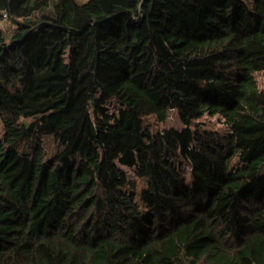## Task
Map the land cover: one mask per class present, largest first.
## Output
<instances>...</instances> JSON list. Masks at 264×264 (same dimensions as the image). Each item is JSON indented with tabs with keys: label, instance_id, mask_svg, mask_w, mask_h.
I'll return each instance as SVG.
<instances>
[{
	"label": "trees",
	"instance_id": "obj_1",
	"mask_svg": "<svg viewBox=\"0 0 264 264\" xmlns=\"http://www.w3.org/2000/svg\"><path fill=\"white\" fill-rule=\"evenodd\" d=\"M256 71L264 0H0V264H264Z\"/></svg>",
	"mask_w": 264,
	"mask_h": 264
},
{
	"label": "rangeland",
	"instance_id": "obj_2",
	"mask_svg": "<svg viewBox=\"0 0 264 264\" xmlns=\"http://www.w3.org/2000/svg\"><path fill=\"white\" fill-rule=\"evenodd\" d=\"M255 76H256V79L258 80L259 86L264 88V72L263 71H256ZM109 104L111 107V111H117L118 108H120V105L117 104V102L115 100H111ZM144 122H145L146 129H149L151 132H155L157 130L165 129V128L182 129L185 126H187L186 124H184L182 122V120L180 119L179 113L176 110H171L168 118L164 122L158 121L155 118V116L152 114L144 116ZM192 127L193 128L199 127L200 129L217 131L219 133H227L229 131L228 124L225 123L224 119L220 115L211 116L209 114H205L202 117L196 119L193 122ZM3 133H4V123L0 119V136H2ZM51 148H52V144H51V147H49V150ZM121 167L124 170L128 171L125 166L121 165ZM185 174H186L187 179H188V184L191 187H193L195 183H194V180L191 177L188 169L185 170ZM137 185H138V187H137L138 190L143 185L142 180L139 178H137ZM137 189H136V192H137ZM137 200L140 203L141 212L143 214H145L147 211V208L144 205V202L140 198L139 194H137Z\"/></svg>",
	"mask_w": 264,
	"mask_h": 264
}]
</instances>
